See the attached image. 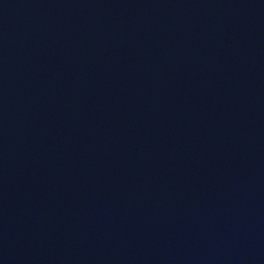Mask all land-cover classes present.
I'll use <instances>...</instances> for the list:
<instances>
[{"label":"water","instance_id":"obj_1","mask_svg":"<svg viewBox=\"0 0 264 264\" xmlns=\"http://www.w3.org/2000/svg\"><path fill=\"white\" fill-rule=\"evenodd\" d=\"M0 264H264V0H0Z\"/></svg>","mask_w":264,"mask_h":264}]
</instances>
